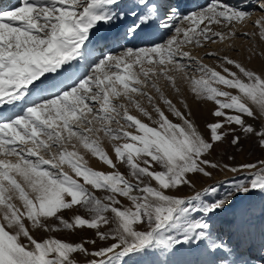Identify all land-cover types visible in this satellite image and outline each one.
I'll use <instances>...</instances> for the list:
<instances>
[{
  "label": "snow or ice",
  "instance_id": "1",
  "mask_svg": "<svg viewBox=\"0 0 264 264\" xmlns=\"http://www.w3.org/2000/svg\"><path fill=\"white\" fill-rule=\"evenodd\" d=\"M126 14L135 21L123 32L94 34ZM251 15L224 0L187 15L162 0H128L126 10L121 0H21L0 11V110L12 113L0 114V264H119L145 253L167 264L181 245L189 264H249L208 219L236 193L264 191V158L224 163L247 176L224 193L196 182L221 168L211 159L219 145L241 143L237 128L264 152V67L205 52L210 66L185 49L230 40ZM154 22L172 34L127 46ZM254 24L264 40V16ZM181 84L197 106L212 105L203 127ZM88 154L110 170H94ZM183 188L193 191L177 195ZM79 232L94 238H46Z\"/></svg>",
  "mask_w": 264,
  "mask_h": 264
},
{
  "label": "rangeland",
  "instance_id": "2",
  "mask_svg": "<svg viewBox=\"0 0 264 264\" xmlns=\"http://www.w3.org/2000/svg\"><path fill=\"white\" fill-rule=\"evenodd\" d=\"M17 1V0H16ZM165 5L176 8L181 15H187L195 11H199L206 7L210 0H204L203 4L194 9L186 10L185 0H162ZM228 5L242 9L244 11L258 12L260 17L264 16L258 5L264 2V0H240L234 2L233 0H224ZM248 4L249 8L245 9V5ZM250 4V5H249ZM184 5V6H183ZM200 8V9H198ZM198 9V10H197ZM249 12V13H250ZM131 16L124 18L123 20L115 21L117 29L120 28L123 32L126 27L132 25L135 19L131 20ZM164 19L163 16L160 17ZM252 21V20H251ZM247 22V23H246ZM159 24V32L157 36L152 39L144 40L140 45L135 44V47H143L148 44L161 43L168 38L172 33L169 29L161 27ZM240 24V28L239 25ZM242 25V26H241ZM102 26V27H101ZM254 26V27H253ZM216 27V26H214ZM98 28H102L104 35L107 34L113 27L106 25H98ZM256 28L254 21L248 22L247 20L235 25L237 35L230 40L224 42L217 41L216 43H207L205 47H187L185 50L190 51L197 57H202L204 63L210 66H215L217 61L214 57L204 56L205 52H217L220 55L227 54L231 58H235L242 64L247 66L249 59L255 58L258 62L256 65L247 66L251 69L259 70L264 67V48L261 46L258 37L253 35ZM218 29V27H217ZM254 29V30H253ZM116 30V29H115ZM219 30V29H218ZM247 32V37L239 35V33ZM102 33V34H103ZM107 38V37H104ZM154 39V40H153ZM260 39V37H259ZM143 41V40H142ZM129 43L127 44V46ZM150 46V45H149ZM111 51L119 52L120 48H109ZM219 70V69H217ZM175 102V101H174ZM203 105V104H201ZM212 105H203L205 109H202L200 113H204L208 116L207 108ZM4 114V113H1ZM12 113L6 111L5 116H9ZM135 114V113H134ZM241 136V143L237 146H232L229 142H225L223 145H219L213 152L211 159L219 161L221 168L212 171L211 179L207 177H200L196 182V190H202L209 185L217 187L219 193H224L229 189L230 183L238 179H247L246 174L235 175L231 172L223 169V164L227 163L231 166L238 165L242 162H256L258 159L264 158V152H262L256 145L250 142L244 137V134L237 128L236 130ZM231 139V138H229ZM228 156H234V160H228ZM96 162H88V165L94 169ZM121 169L125 174V177L130 181L133 180L126 165H121ZM95 170V169H94ZM134 182V181H133ZM192 189L183 188L177 195H190ZM98 196H101V192H97ZM219 198V197H217ZM125 206H128L130 202L126 198H121ZM208 223L213 228V235L218 237L227 243L230 247H236L239 250L240 255L249 261V264H264V191H251L249 193H236L231 201L221 209H217L215 214L210 215ZM84 232H79L76 236L67 235L66 233H49L47 236L60 237L64 236L66 239L80 242L84 237ZM89 238H94L91 232H88ZM98 241V245H99ZM89 249L92 245H87ZM248 249V250H247ZM193 251L187 245L178 246L177 251L170 257H168L167 264H189L190 260H194ZM81 264L86 262L81 258ZM111 264H117V261L113 260ZM119 264H160V258L154 253H145L143 255H129L119 261Z\"/></svg>",
  "mask_w": 264,
  "mask_h": 264
},
{
  "label": "bare ground",
  "instance_id": "3",
  "mask_svg": "<svg viewBox=\"0 0 264 264\" xmlns=\"http://www.w3.org/2000/svg\"><path fill=\"white\" fill-rule=\"evenodd\" d=\"M165 1V0H164ZM234 2H238V1H240V0H233ZM203 2H204V0H185V7H186V10H191V9H194V7H200L202 4H203ZM21 3V0H0V11H4V10H12V8L13 7H15V6H19V4ZM165 4V3H164ZM127 5H128V0H121V8H122V10H126L127 9ZM250 5V4H249ZM170 6V5H169ZM184 6V5H183ZM247 8H249V6H248V4H246L245 5V9H247ZM198 9H200V8H198ZM197 9V10H198ZM248 10V9H247ZM246 12H250L249 10L248 11H246ZM252 15H251V20L252 21H255L256 19H258L259 17H260V13H258V12H250ZM126 17H129V15H125V18ZM131 20H133V19H135V17H132L131 16ZM159 22H154V23H152L148 28H145V29H143V32H142V34H141V38L140 39H137V40H133V41H131L130 43H129V45H128V47H132V46H135V44H138V45H140V44H142L143 42H144V39H143V37L144 36H147L148 37V40L149 39H152L153 37H155V36H157L158 34H160V33H158L159 32V24H158ZM247 23V22H246ZM239 26V28H240V24L238 25ZM242 26V25H241ZM98 27V26H97ZM102 27V26H101ZM216 27H218V26H216ZM254 27V26H253ZM116 29V30H115ZM255 29V30H254ZM253 30L255 31L254 33H255V35L258 37V40H259V42H260V44H261V46L264 48V40H262V39H259V32H258V29L257 28H254ZM101 31H103V29L102 28H98V29H96L95 30V32H94V34L95 35H97V37H100V38H104V37H108L109 35H111V33H113V32H120L121 31V29L120 28H118L117 29V26L116 27H113L107 34H105L104 35V33L103 32H101ZM103 33V34H102ZM156 38V37H155ZM143 40V41H142ZM154 40V39H153ZM146 45V44H145ZM143 46V47H146V46ZM147 46H149V45H147ZM111 48V47H110ZM109 50H111V49H109ZM257 60L255 59V58H250L249 59V61H248V63L246 64L247 66H251V65H256L257 64ZM262 68V67H261ZM261 68L258 70V72L261 70ZM181 89H182V95L183 96H185L186 98H187V100H188V103L191 105V107H192V109H193V112H194V116H193V119L201 126V127H203V123H204V120H205V118H207L208 116H206L204 113H200V111L202 110V109H205L204 107H203V105H199V106H197V101H196V99H195V96H194V94H192L191 92H190V89L188 88V86L186 85V84H181ZM169 96H170V98H172L175 102H176V100L178 99V97L176 96V94L175 93H173V92H171V91H169ZM145 104H146V102H145ZM6 111H10V110H8V109H3V110H0V114L1 113H6ZM207 113V112H206ZM145 122H148V121H146L145 120ZM113 127H116V125L115 124H113ZM106 147H108L107 146V144H106ZM108 151L110 152V154H112L111 153V149H110V147H108ZM113 155V157H114V154H112ZM85 159L89 162V163H91V162H96V164H94L93 166H94V169L95 170H97V171H109L110 169L106 166V165H104L102 162H100L97 158H95V157H92L90 154H88V155H86L85 156ZM118 169H119V171L122 173V174H124V172L122 171V169H121V165H118ZM126 174V173H125ZM124 174V175H125ZM84 237H82L83 239H87V238H89V236H87L88 235V232H84ZM73 236H76V235H73ZM87 237V238H86ZM248 250V249H247Z\"/></svg>",
  "mask_w": 264,
  "mask_h": 264
}]
</instances>
